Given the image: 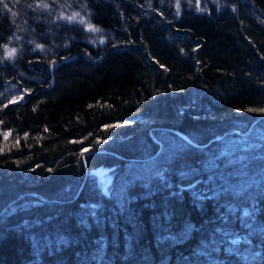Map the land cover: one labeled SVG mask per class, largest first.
<instances>
[{"label": "trees", "instance_id": "16d2710c", "mask_svg": "<svg viewBox=\"0 0 264 264\" xmlns=\"http://www.w3.org/2000/svg\"><path fill=\"white\" fill-rule=\"evenodd\" d=\"M6 2L0 264H264V0Z\"/></svg>", "mask_w": 264, "mask_h": 264}, {"label": "rangeland", "instance_id": "374dc122", "mask_svg": "<svg viewBox=\"0 0 264 264\" xmlns=\"http://www.w3.org/2000/svg\"><path fill=\"white\" fill-rule=\"evenodd\" d=\"M162 144H160V150L151 155L150 157L144 158L140 161L131 163V169H130V176L129 179H136V178H148L152 174L156 173L160 169L161 162L164 159L169 158L174 150L182 146V140L179 137H176L174 135H167L164 136L163 140L161 141ZM257 156V155H256ZM250 157H247L245 155H237L233 154L231 158L226 162V166L230 167L228 170H236L237 168H241L242 171L246 170V167L249 166V164L246 166L245 163H248V160ZM254 160H251L253 164H257L258 160L257 157L254 156ZM243 160H246L243 162ZM224 166L223 168H226ZM243 172L240 173L242 175ZM238 178V177H237ZM255 182H252L253 186H257V184H253ZM249 180H245L244 178L237 179L236 186L239 188L242 187V190H249L252 185H250ZM244 187V188H243ZM237 188V189H238ZM6 197L0 196V208L4 205Z\"/></svg>", "mask_w": 264, "mask_h": 264}, {"label": "snow or ice", "instance_id": "6c2138e0", "mask_svg": "<svg viewBox=\"0 0 264 264\" xmlns=\"http://www.w3.org/2000/svg\"><path fill=\"white\" fill-rule=\"evenodd\" d=\"M0 5H3V8H5V9H7L8 8V3L6 2V0H0ZM177 5H179V0H177ZM46 6V5H45ZM69 19H71V17L69 18ZM90 28H91V26H90ZM92 30H96V29H92ZM6 47V46H5ZM37 47H40L39 45L37 46ZM15 51V49H13L12 50V52H14ZM12 102H15V101H12ZM5 106H7V105H5ZM113 125H108V126H106V127H112ZM9 134L10 133H8V132H4L3 133V136L5 137V139H7V137L9 136ZM88 149H85V151H87Z\"/></svg>", "mask_w": 264, "mask_h": 264}, {"label": "water", "instance_id": "95a60500", "mask_svg": "<svg viewBox=\"0 0 264 264\" xmlns=\"http://www.w3.org/2000/svg\"><path fill=\"white\" fill-rule=\"evenodd\" d=\"M258 118H255L254 120H253V122H255L256 120H257ZM174 131H176L180 136H182L184 139H186L187 141H189V142H191V143H193V144H198V145H200V143H197V142H194L193 140H191L188 136H187V134H185L184 132H182V131H180V130H178V129H175Z\"/></svg>", "mask_w": 264, "mask_h": 264}]
</instances>
